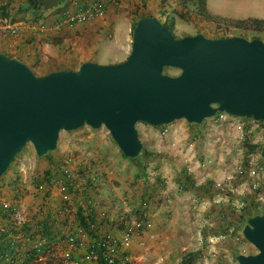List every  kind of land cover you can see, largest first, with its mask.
Returning <instances> with one entry per match:
<instances>
[{
	"label": "crops",
	"instance_id": "0c3cea01",
	"mask_svg": "<svg viewBox=\"0 0 264 264\" xmlns=\"http://www.w3.org/2000/svg\"><path fill=\"white\" fill-rule=\"evenodd\" d=\"M94 2L96 0H0V53L20 59L37 75L77 69L85 61L99 64L122 62L130 51L135 17L142 14L147 9L146 6L157 4L155 0H110L103 17L71 24L65 21V15L87 8ZM207 9L210 14L223 17L210 11L208 0ZM193 15L201 23L202 18ZM5 20L18 24L15 33L12 34L5 28ZM107 54L112 57V61L106 63ZM210 120L219 122L213 118ZM141 124L137 125L138 136ZM189 125L185 132V139L189 144L182 145L183 133L182 137L169 143L171 148L168 151L173 156L167 155L168 151L165 152L164 149H147L151 153L155 152L157 157L145 161V157L139 155L136 161L125 158L122 153L112 152L110 155L113 157L114 154V157H108L111 163L109 166L104 161L107 154L101 153L98 145L101 154H97L95 159L90 158L89 153H82L81 158L67 160L65 155L62 166H59V174L52 172V177L42 182L44 172L40 175L43 178H40V183L35 179V189L30 185L3 187L0 183V228L5 230L2 234L5 238L0 240V245L1 248L5 246L1 254L6 253L4 258L0 255V264H10V258L21 264L32 251H37L34 264H59L57 261L45 260L47 251L54 249L73 250L74 258L79 259L101 235L106 233L118 239L128 224L134 221L149 223L150 227H143L132 234L127 250L131 258L130 264H180L186 253L201 251L195 245H198L197 242L201 243L202 237L193 234L187 227L190 223L195 225V221H200L193 210L212 204L213 195L208 194L211 189L207 192L208 181L213 182L214 190L218 182L225 187V178L233 171L220 172L226 163L221 155L218 161H214V166H211L215 169L206 172L209 168L203 164L207 162V151L206 148L199 147L205 141V125L202 130L203 138L198 140L191 138ZM147 126L148 128H142L144 135L153 132L152 126ZM102 131L97 130L96 134H101ZM181 131V128L174 131L170 129L169 133L181 135ZM235 131L238 134L237 128ZM153 134H157L156 130ZM93 138L94 134H91L77 141L85 142L90 147L97 145L96 142H91ZM219 141L216 140L215 144ZM191 142L195 146L190 145ZM106 146L109 147L108 143ZM194 158L195 161L192 162ZM113 164L114 172H108ZM131 164L134 169L123 172ZM63 168L68 172H63ZM183 168L188 170L196 186H204L208 190H181L178 179ZM125 178L130 179L128 186L123 182ZM64 185L67 188L62 192ZM39 186L43 189L40 190ZM242 186L249 191L246 183ZM133 187L135 190L132 191ZM220 190L222 189H218L219 192ZM126 192L130 200L126 197ZM65 194L67 200L63 199ZM133 198H138L142 204L134 202L131 205ZM88 200L94 204V227H90L94 234L92 236L80 226L77 217L78 203ZM3 203L9 205L8 210H3ZM212 208L210 215L214 212ZM207 210L208 208L205 209ZM83 213L88 215L85 211ZM70 237L78 241L77 246L67 243Z\"/></svg>",
	"mask_w": 264,
	"mask_h": 264
},
{
	"label": "water",
	"instance_id": "95a60500",
	"mask_svg": "<svg viewBox=\"0 0 264 264\" xmlns=\"http://www.w3.org/2000/svg\"><path fill=\"white\" fill-rule=\"evenodd\" d=\"M217 113L264 123L261 40L175 38L156 17L145 16L119 63L85 61L37 75L0 53V179L28 144L39 159L54 153L63 131L104 128L122 155L134 159L143 149L139 123L199 125ZM260 156L264 160V143ZM241 234L256 253L238 254L236 263L264 264V214L250 217Z\"/></svg>",
	"mask_w": 264,
	"mask_h": 264
},
{
	"label": "rangeland",
	"instance_id": "374dc122",
	"mask_svg": "<svg viewBox=\"0 0 264 264\" xmlns=\"http://www.w3.org/2000/svg\"><path fill=\"white\" fill-rule=\"evenodd\" d=\"M155 3L157 4L155 5L157 6L156 8L155 6L151 5L146 6L147 9L143 10L142 14L148 13L150 15H154L164 22L166 20H170L172 24L171 32L174 37L181 38L184 36H194L196 34H202L206 38L218 39L222 36L231 37L233 35H236L240 37L245 36V39L249 40L252 36H258L256 34L252 35L250 33L245 34V32L242 30L228 27L224 21H220L218 23H208L202 19L200 23V19L193 15L194 7L189 4L186 6V8H182L179 0H155ZM208 3L210 11L225 17H221L225 20L229 18H232L229 20L246 18L264 19V0H208ZM181 14H183L184 16H181ZM260 37L261 41L264 42V35H260ZM106 57L108 58L106 59V63L112 61V57L110 55L107 54ZM169 73L170 75H175L177 74V70L171 69ZM241 119L244 123L247 124L248 128H250L251 131L250 135H248V142L250 144H263L264 123L259 125L251 122L250 119ZM204 122L206 136L204 138V144H201V146L199 147L200 149L206 148L205 151H207L205 159H207V162L209 163L205 162L203 164L204 167L208 166L209 168L206 169V172H209L210 169H215L211 168V166H214L215 162L220 159L221 155L223 157L222 160H225L226 163L225 167H223V171L220 172L234 171L236 166L250 160H257L258 162L264 164V160L261 158L260 152L249 155L245 154V150L243 149L244 146L239 141V134H237V132L235 131V120L227 119L224 121L214 122L213 120L207 119ZM140 127L141 130H139V136L143 143V146L146 149H164V151L166 152L168 151V148L169 150L171 148L169 143L174 139L182 137L183 134L184 139L182 140V145H186L185 143L189 144L187 139H185V132L188 128V123H186L184 120H178L162 127H151L153 132L151 134L145 135L142 131V128H148V126L146 124H141ZM178 128L182 129L181 135L177 133L176 135H174L173 133H169L170 129L174 131ZM80 130L81 132H78ZM98 130L103 131L101 134H96L97 130H92L89 127H83L76 131L61 132L59 135L57 150L54 153L49 154L51 155L50 159L52 161H56L58 166H62V161L65 155L67 156V160V158H81L82 153L83 155L89 153L90 158L95 159L96 156H98L97 154L100 155L102 152H105L104 154L107 155L104 157V161H106L107 165L110 166L111 163L109 162V158L113 159L114 157V154L112 157L110 153L116 152L117 154H121V152L118 151L119 149L112 141L109 133L104 128H100ZM155 130L157 132L156 135L153 134ZM76 133H78V135H76ZM91 134H94V138L91 140V142H96L97 145L94 144L88 147L87 145H85V142L77 141V139H81V137L85 138L87 136H90ZM218 139L220 141L216 145L215 143ZM104 141H106V143H104ZM107 143L109 147L106 146ZM166 144H168L169 147ZM98 145L101 147V153L99 152L100 148L98 147ZM190 145L195 146L193 143ZM62 151L64 152L60 154V152ZM211 151H213V153ZM209 153L212 155L209 156ZM166 154L173 156L171 151L166 152ZM194 161L195 158L194 160H192V162ZM50 163V160L46 159V157L42 159L37 158L33 147L28 144L23 149V151L14 159V161L7 169L6 173L1 177V186H10L13 188L18 185H30L35 189V179L38 183H40L39 180L40 178H42V176L40 175L50 169ZM113 168L114 164L110 169H108V172H114ZM133 169L134 166H132V164L127 165L123 172H130ZM120 170L121 169L119 168V171ZM103 171L106 172L105 170ZM123 182L127 183L126 185L128 186L130 184V179L125 178ZM243 182V180L234 179L233 181H231L232 184L226 183V186L222 190H220V192L217 188H215L214 190L212 187L211 191L208 193L213 195L212 204L207 205L206 207H202V209L200 210H193L196 218L200 221H195V225H192L190 223L191 225L188 224L187 227L188 230H192L193 234L200 235V237H202L201 243L197 242L198 245H195L197 246V250H201L202 252V256L195 264H227L228 259L233 260L238 254L249 255L256 253V250L242 237V228L239 227V225L235 222V212H233L229 208H222V203L225 205H230V207L236 208V210L240 209L241 206H243V203L245 202L248 195L247 193L249 192L246 190L247 188L245 186H242ZM133 190H135L134 187L132 188V191ZM262 191L264 193V180L262 181ZM125 195L128 200H130V197L127 196V192ZM134 202L139 205L142 204L138 200V198L131 199V205H133ZM206 208H208L207 211H205ZM211 208L214 211L212 215H210ZM222 209L224 215L218 218V212H220V210Z\"/></svg>",
	"mask_w": 264,
	"mask_h": 264
},
{
	"label": "built area",
	"instance_id": "2783aa9c",
	"mask_svg": "<svg viewBox=\"0 0 264 264\" xmlns=\"http://www.w3.org/2000/svg\"><path fill=\"white\" fill-rule=\"evenodd\" d=\"M110 0H96V2L89 5L87 8H80L74 13H69L64 16L65 21L68 24L75 22H85L94 18L103 17L106 11V4ZM5 28L12 34L16 32L18 24L9 23L4 21ZM216 121L235 120V126L238 130L239 141L244 144L250 135V128L242 121L241 118L233 117L225 113H217L213 117ZM251 122L256 123L251 120ZM63 172H68L66 168H63ZM234 179L243 180L248 186L249 192H254L256 195L255 208L258 212L264 211V193L262 191V181L264 180V164L256 161H247L242 163L230 173L225 181L230 184ZM232 186V185H231ZM67 186H63L62 192L66 191ZM217 189H223L224 186L221 182L216 183ZM39 189H43L39 186ZM67 200V195L63 197ZM94 204L91 200L80 201L78 203L79 209L85 211L87 214L92 211ZM3 210H8L9 205L3 203ZM150 227L149 223H143L141 221H134L132 224H128L126 229L122 232L121 237L116 239L112 238L108 234L101 235L98 240L96 239L90 244L83 256L79 259L74 258L73 250H48L45 260L53 259L59 264H130L131 258L127 254V250L130 247L131 236L133 233L140 231L142 228ZM5 232L0 228V235ZM77 242L74 238L67 239V243L71 246H77ZM80 242V240H79ZM10 264H17L14 258H10ZM39 260V259H38ZM40 261V260H39ZM227 264H237L235 259H228Z\"/></svg>",
	"mask_w": 264,
	"mask_h": 264
},
{
	"label": "trees",
	"instance_id": "16d2710c",
	"mask_svg": "<svg viewBox=\"0 0 264 264\" xmlns=\"http://www.w3.org/2000/svg\"><path fill=\"white\" fill-rule=\"evenodd\" d=\"M179 3L182 6V8H186L187 5L191 4L194 7V14L197 15L198 17L202 18L205 22L218 23L220 21L221 22L224 21L228 27H232L235 29L242 30L245 32V34L250 33L252 35H254V34L258 35V36H252L249 40H253V39L261 40L260 35H264V19L246 18V19H241V20H229V19L225 20V19H222L221 17L214 16L208 12L207 0H179ZM161 14H163V13H161ZM182 15L183 14H181V16ZM145 16H149V14L148 15L147 14H143V15L140 14V15H137L135 17V19L133 21V25H132V30H133L135 23L140 18L145 17ZM158 20L164 26H166L170 31H172V24H171L170 20H166L165 22L162 21L160 18H158ZM233 36H236V35H233ZM175 38H178V37H175ZM221 38H228V37L222 36ZM243 38H246V37L244 36ZM170 70L171 69H169V68H165L164 72L167 74H170L169 73ZM257 124L261 125L262 123H257ZM203 125H204V121L199 125H189V127L191 129L190 135H191V138L193 140H198L200 138H203V133H202ZM248 141L249 140L247 139L246 142L243 144V146H244L243 149L245 150L246 155L260 152L262 144L261 145L250 144ZM140 155L145 157V161H148L150 158H154V157L156 158L157 157V155L155 153H151L150 151H148L144 147H143ZM50 157H51V155L46 156V159H49L51 162L50 163L51 167H49L50 169L45 172V178L43 180L45 182L48 181L52 177V172H57L56 174H59V171H60V167L58 166V164H56V162H53L50 159ZM130 160H136V158L130 159ZM138 166L141 167L140 164H138ZM178 185H179L180 189L183 191L194 190L196 192H200V191L204 190L206 192L209 188V190L207 191V192H209L210 189L213 187V182L208 181L206 183V186L208 187L207 189H205L204 186H196L195 181L192 179L191 175L188 173V170L186 168H183L180 170ZM247 194L248 195L246 197V200H245V202L243 201L244 202L243 206H241L240 209L236 210V208H232V207H230V205H225L222 203L223 209L229 208L233 212H235L234 213L235 218H236L235 222L241 228L244 226V224L246 223V221L250 217H253V216H256L259 214H264V211L262 213H260L256 210V208L254 206L255 205V199H256L255 193L254 192H248ZM223 209L220 210V212H218V216H219L218 218H220V216L224 215ZM77 217L79 219L80 226L85 228L86 230H88V233L91 236L94 235L92 228H90V227H94L92 211L90 213H88V215H84L83 210L79 209ZM2 238H5V235L1 234L0 240ZM97 240H98V238H97ZM4 247L1 248V245H0V255H2L3 258L6 257V253L1 254V252L4 250ZM36 254H37V251L29 252L26 260L21 262V264H34V260H36ZM201 256H202L201 251L188 252L183 256L180 264H195ZM50 261H54V260L49 259L47 262H50ZM17 264H20V263H17Z\"/></svg>",
	"mask_w": 264,
	"mask_h": 264
},
{
	"label": "flooded vegetation",
	"instance_id": "af4514ba",
	"mask_svg": "<svg viewBox=\"0 0 264 264\" xmlns=\"http://www.w3.org/2000/svg\"><path fill=\"white\" fill-rule=\"evenodd\" d=\"M158 19V18H157Z\"/></svg>",
	"mask_w": 264,
	"mask_h": 264
}]
</instances>
